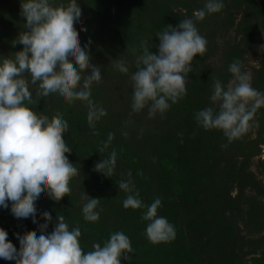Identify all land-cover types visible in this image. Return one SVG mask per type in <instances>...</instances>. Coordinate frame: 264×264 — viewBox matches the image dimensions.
Segmentation results:
<instances>
[{"label": "rangeland", "instance_id": "obj_1", "mask_svg": "<svg viewBox=\"0 0 264 264\" xmlns=\"http://www.w3.org/2000/svg\"><path fill=\"white\" fill-rule=\"evenodd\" d=\"M223 2L220 12L197 20L194 13L204 8L205 0H51L57 9L73 3L81 8V27L87 31L77 28L76 34L102 77L93 83L90 98L107 115L91 127L86 102L69 104L55 97L43 101L39 85L29 83L31 103L25 104L37 118L50 124L58 118L68 122L64 140L72 151L66 155L78 169L69 181L70 193L59 202L46 194L40 202L36 223H48L46 233L63 215L70 229L80 228L85 252L94 243L103 246L114 232L126 234L133 252L122 264H264V107L257 110L247 132L231 143L222 131L204 130L194 118L197 111L213 106L215 81L226 87L233 80L228 69L234 61L250 74L252 86L264 92V0ZM184 19H192L207 40L206 52L193 59L187 94L163 115L149 118L147 108L133 112L131 75L142 53L141 42L157 52V33ZM25 23L21 0H0V61L14 59L23 49L16 42L27 31ZM119 61L125 62L128 73L115 67ZM24 78L31 80L27 73ZM112 152L116 163L106 177L95 165ZM122 180H131L145 205L161 199L158 215L174 225V239L149 241L148 222L142 220L146 209L123 207L127 193L118 189ZM85 192L100 199L96 222L83 218ZM44 212L51 214V222L43 219ZM0 228L18 255L17 237L41 234L32 223L17 224L10 205L0 208Z\"/></svg>", "mask_w": 264, "mask_h": 264}, {"label": "clouds", "instance_id": "obj_2", "mask_svg": "<svg viewBox=\"0 0 264 264\" xmlns=\"http://www.w3.org/2000/svg\"><path fill=\"white\" fill-rule=\"evenodd\" d=\"M223 7V0H205L204 8L194 15L203 20ZM21 14L27 31L20 33L16 43L22 44L23 49L15 53L14 59L0 61V208L10 205L17 224L32 223L41 234L23 240L17 237L21 249L18 255L10 246L8 234L0 228V264H122V260H130L128 254L133 252L131 241L123 232L112 233L103 246L94 243L92 250L85 252L79 243L80 228L70 229L63 215L58 216L51 233H46L48 223H36L40 219L37 208L45 195L59 202L70 193L69 181L78 169L66 155L72 151L64 140L68 122L58 118L50 124L37 118L25 104L26 100L31 103L29 83L39 85L38 96L43 101L55 97L69 104L76 100L86 102L91 127L107 112L90 98L93 83H99L102 77L100 67L90 63L87 45L81 47L76 34L77 28L87 31L81 27L84 17L79 5L57 9L51 0H21ZM156 36L157 52H151L147 42L142 41V53L136 57V71L131 75L132 111L147 108L149 118L157 113L163 115L187 94L193 59L202 57L207 50V40L192 19L181 20L175 27L166 26ZM115 67L121 73L129 71L124 61ZM228 70L233 80L226 87L215 81L210 96L213 106L197 111L194 118L204 130L222 131L231 143L247 132L257 110L264 107V92L252 86L251 76L242 71L241 62L234 61ZM85 71L88 74L82 76ZM26 73L30 74V81L24 78ZM112 138L109 134L108 140ZM115 163L116 153L112 152L95 169L109 177ZM118 189L127 193L125 209H146L142 220L148 222L145 235L151 243L175 238L174 225L158 215L160 198L145 205L131 180L120 181ZM82 199L84 220L98 221L100 199L91 198L86 192ZM42 216L46 222L52 221L50 213Z\"/></svg>", "mask_w": 264, "mask_h": 264}]
</instances>
